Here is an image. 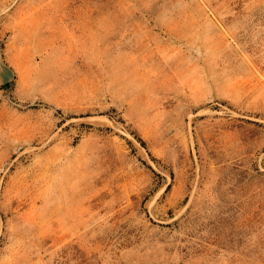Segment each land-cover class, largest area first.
Wrapping results in <instances>:
<instances>
[{"label": "rangeland", "instance_id": "rangeland-1", "mask_svg": "<svg viewBox=\"0 0 264 264\" xmlns=\"http://www.w3.org/2000/svg\"><path fill=\"white\" fill-rule=\"evenodd\" d=\"M0 264H264V0H0Z\"/></svg>", "mask_w": 264, "mask_h": 264}]
</instances>
